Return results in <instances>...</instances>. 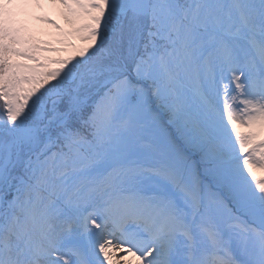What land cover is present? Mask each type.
Instances as JSON below:
<instances>
[{"label": "snow or ice", "instance_id": "1", "mask_svg": "<svg viewBox=\"0 0 264 264\" xmlns=\"http://www.w3.org/2000/svg\"><path fill=\"white\" fill-rule=\"evenodd\" d=\"M257 172L264 0H0V264H264Z\"/></svg>", "mask_w": 264, "mask_h": 264}, {"label": "rangeland", "instance_id": "2", "mask_svg": "<svg viewBox=\"0 0 264 264\" xmlns=\"http://www.w3.org/2000/svg\"><path fill=\"white\" fill-rule=\"evenodd\" d=\"M55 18L58 19L59 22L62 21L61 19H59L58 16H55ZM30 28L32 29V33H31L32 36L37 41H45V40L53 39V36L51 34L54 33L55 30L52 29L51 26L49 25L41 24L38 19L31 20ZM258 174H260V172H258Z\"/></svg>", "mask_w": 264, "mask_h": 264}, {"label": "bare ground", "instance_id": "3", "mask_svg": "<svg viewBox=\"0 0 264 264\" xmlns=\"http://www.w3.org/2000/svg\"><path fill=\"white\" fill-rule=\"evenodd\" d=\"M60 19V18H59ZM63 21V20H62Z\"/></svg>", "mask_w": 264, "mask_h": 264}]
</instances>
